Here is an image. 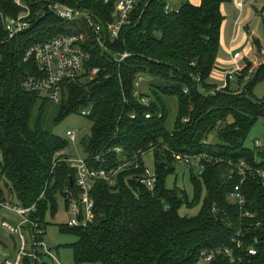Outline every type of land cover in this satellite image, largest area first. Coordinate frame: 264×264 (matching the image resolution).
Instances as JSON below:
<instances>
[{
	"label": "trees",
	"instance_id": "trees-1",
	"mask_svg": "<svg viewBox=\"0 0 264 264\" xmlns=\"http://www.w3.org/2000/svg\"><path fill=\"white\" fill-rule=\"evenodd\" d=\"M166 1L142 5L118 39L105 38V50L86 21L67 22L38 13L46 4L61 2L106 26L114 20V0H0V196L25 207L37 203L31 217L46 228L47 215L58 212L56 197L63 198L65 188L79 191L76 172L67 162L69 151L65 153L70 141L46 128L51 102L23 87L29 76L38 74L35 61L25 60L28 49L57 36L76 34L90 54L87 67H99L101 72L90 83L64 84L53 124L90 109L86 117L93 124L86 156L120 147L129 157L138 150L149 152L153 144L158 181L150 190L140 183V172L130 167L119 172L116 187L97 180L91 191L94 222L87 227H62L77 238L68 245L75 263L196 264L203 253L231 245L235 230L252 224L245 230L244 242L257 249L256 255L242 263L217 258L209 264H264V190L248 178L243 189L248 208L257 217L246 220L230 203L236 182L226 177L231 168L228 160L245 159L264 169V150L244 145L252 126L264 116V99L253 95L264 80V63L252 74V63H247L236 89L231 76L220 89L211 74L221 47L222 6L232 0H201L199 5L182 0L179 11L171 14L164 12ZM28 11L30 28L9 38L3 18H17ZM110 52L131 55L119 64L110 59ZM139 76L144 77L142 96L150 99L149 106L134 95ZM166 97L178 102L172 130L166 125ZM148 112L153 115L149 119ZM213 131L218 136L215 144L209 140ZM61 152L65 154L58 157ZM172 152L209 154L223 161L206 162L199 175L192 174L194 196L190 199L184 190L165 186L167 175L175 171ZM118 161L119 155L111 151L96 165L108 169ZM63 202L69 205L68 199ZM199 203L196 215L180 214L182 206L193 208ZM31 263V258H23L22 264Z\"/></svg>",
	"mask_w": 264,
	"mask_h": 264
},
{
	"label": "built area",
	"instance_id": "built-area-1",
	"mask_svg": "<svg viewBox=\"0 0 264 264\" xmlns=\"http://www.w3.org/2000/svg\"><path fill=\"white\" fill-rule=\"evenodd\" d=\"M109 2L110 0H105ZM151 0H114V20L108 23L106 26L92 20L89 15L82 12L76 7L61 3L53 2L44 5L41 11L38 13L40 17H44L46 14H52L59 19L67 22L86 21L94 30L98 44L107 50L105 38L108 36L111 40L118 39L122 33L125 25L130 23L134 16H137V10L142 5H147ZM238 6H242V1L237 3ZM179 7H173L170 0L164 3V12L171 14L178 12ZM29 11L18 16L4 17L3 24L9 38H14L20 32L30 28L31 21L29 17ZM107 28V29H105ZM111 60L121 64L126 58L130 57V53H114L110 52ZM90 58V54L85 51L81 44V38L76 34H64L57 36L53 39L36 43L32 45L27 53L25 60L32 59L35 61L38 69V74L35 76H29L23 83V87L35 92L42 99H46L53 104L60 103L65 83L67 82H81L90 83L95 81L101 72L99 67H87L86 63ZM245 67H236L235 70L229 74L240 73ZM256 69L251 67L249 73L252 74ZM227 76H230V75ZM144 82V77L139 76L135 81V97L140 100L142 105L149 106L150 99L146 96H142L141 85ZM225 83L219 88H223ZM187 91V90H186ZM91 112L90 109L83 110L82 115L87 116ZM153 115L148 112L146 117L149 119ZM135 118V115H131ZM158 117H162V113L158 114ZM189 119H184L187 122ZM67 136L71 141L75 142L76 133L68 131ZM262 144L256 142V146ZM155 145H150L149 152H153ZM111 151H114L119 155V161L116 166L105 169L97 166L96 164L104 159L105 155ZM64 152L58 153L59 157ZM148 153L143 150H138L132 156H125L123 149L116 147L114 149L102 150L94 153L90 156L76 157L69 156L67 162L76 172V184L78 192L74 193L68 188L63 190L65 196L63 200H69V205L65 206V211L68 216L66 224L69 227H87L95 220L94 208L95 201L91 196L93 185L97 180L106 181L111 187L117 186V177L120 171L133 168L140 172L139 181L141 184L154 190L157 186L158 174L156 170H152L144 159L145 154ZM65 154V153H64ZM68 154V151H67ZM69 154H71L69 152ZM173 157L177 161H181L187 165H197L201 169L205 168L206 162H219L223 161L222 157L210 156L209 154H181L179 152H172ZM231 168L227 173V181H234V190L229 195L230 203L239 208L241 217L246 220H251L257 217V214L252 212L248 208L247 196L244 192V185L248 178H252L257 181L258 185L264 190V169L249 164L245 159L240 160H228ZM43 196V195H42ZM41 196V197H42ZM60 197H56L59 200ZM0 208L14 213L18 219H21L17 225L10 223L7 220L2 222V227L5 228L10 234L17 235L20 241V251L14 261H7V264H22L23 258L29 257L32 260L31 264H44L46 256L55 258L51 250L45 244L44 235L45 228L40 219L32 218L31 214L37 211V203L25 207L22 204L6 199L0 196ZM260 222H257V226ZM252 224L248 225L245 229L240 227L234 231L231 237V245L212 249L203 253L198 263L209 264L217 258H224L232 263H242L245 259L257 254V249L253 246H246L244 242L245 230L251 228Z\"/></svg>",
	"mask_w": 264,
	"mask_h": 264
},
{
	"label": "rangeland",
	"instance_id": "rangeland-1",
	"mask_svg": "<svg viewBox=\"0 0 264 264\" xmlns=\"http://www.w3.org/2000/svg\"><path fill=\"white\" fill-rule=\"evenodd\" d=\"M170 3L173 7H179L182 0H170ZM260 31L264 35L263 25H261ZM260 63H264V57L261 59ZM146 78L148 77L146 76L145 79ZM237 82L238 81H236V83ZM246 82L247 81H245V83ZM242 86H245L244 82L242 83ZM253 95L256 99H264V80L256 85L253 90ZM165 101L168 111L166 125L169 130H172L177 116L178 102L174 97H166ZM58 105L59 104L53 103L49 104L48 114L45 121L46 128L51 129L57 136L70 141L69 149H67L65 153L69 151L71 153V157H76L78 155L85 156V147L88 143L89 137L91 136L92 121L80 113H73L61 121L58 125H54L53 120L58 114ZM68 131L76 133L75 142L71 141V139L67 136ZM209 140L213 144L218 142L216 131L210 133ZM256 142H259L262 145L260 147L258 145L256 146ZM244 145L246 148L251 150H264V116L260 117L252 126ZM144 159L152 170H156L154 166L153 152L146 153ZM1 162L2 152L0 149V164ZM173 165L175 167V171L167 175L165 186L169 189L175 187L182 189L186 192L188 197L192 199L194 196L192 174L199 175L201 168L195 164L187 165L177 160H175ZM57 201L59 204L58 212L55 216H51L50 213L47 215L45 221L47 226L45 228L44 235L45 244L51 250L55 258L48 256L44 258L47 264H76L73 250L68 245L74 243L77 238L70 233L62 231V227L66 224L68 216L65 211L63 199L60 197ZM200 208L201 203L193 208H189L184 205L181 207L179 212L181 215L194 216L200 211ZM4 220L17 225L21 219H18V217L12 212L0 210V264H7L6 262L9 260L14 261L17 253L20 251V241L17 235L10 234L2 227V222Z\"/></svg>",
	"mask_w": 264,
	"mask_h": 264
},
{
	"label": "crops",
	"instance_id": "crops-1",
	"mask_svg": "<svg viewBox=\"0 0 264 264\" xmlns=\"http://www.w3.org/2000/svg\"><path fill=\"white\" fill-rule=\"evenodd\" d=\"M239 1L242 6L237 5ZM191 2L199 5L201 0ZM222 11L221 47L211 74L213 83L220 86L237 66L245 67L251 62L257 69L261 64L264 57V35L260 31L261 25L264 28V0H232L222 6ZM229 75L232 87L236 89L239 73Z\"/></svg>",
	"mask_w": 264,
	"mask_h": 264
}]
</instances>
